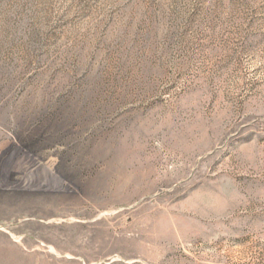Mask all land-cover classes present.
Here are the masks:
<instances>
[{"label": "rangeland", "instance_id": "1", "mask_svg": "<svg viewBox=\"0 0 264 264\" xmlns=\"http://www.w3.org/2000/svg\"><path fill=\"white\" fill-rule=\"evenodd\" d=\"M0 264H264V0H0Z\"/></svg>", "mask_w": 264, "mask_h": 264}]
</instances>
